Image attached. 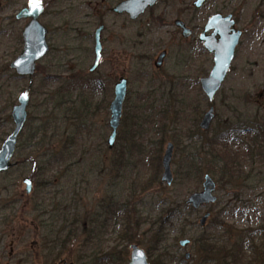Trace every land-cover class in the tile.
I'll return each mask as SVG.
<instances>
[{"label":"rangeland","instance_id":"obj_1","mask_svg":"<svg viewBox=\"0 0 264 264\" xmlns=\"http://www.w3.org/2000/svg\"><path fill=\"white\" fill-rule=\"evenodd\" d=\"M30 1L12 4L0 0V148L13 129L11 111L22 92H28L31 100L21 145L43 121L42 102L65 82L71 81L72 99L77 103L83 97L80 94L88 97L89 109L72 115L67 126L73 142L70 158L53 163L45 175H40L43 186L36 185L33 193H26L23 179L30 177L35 167L21 164L20 153L14 157L17 165L12 171L0 174V223L1 219L6 221L0 224V264H43L44 259L37 254L46 230L42 222L48 216L39 218L41 209L35 211L34 201L47 205L62 201L68 211L79 204L84 212H94L96 220L111 218L100 230L106 240L105 251L115 245H121L118 250L131 251V244L120 240L129 226L142 244L158 250L154 258L164 264H197L195 243L202 237L216 245L228 242L234 246L264 228V160L247 153L253 135L238 133L235 141L219 138L230 128L228 124L247 125L259 110L264 113V0H209L199 11L192 8L194 0H159L136 21L112 11L123 0H42L48 5L41 22L50 30L51 52L38 63L32 87L31 78H20L10 68L23 48L24 22L15 16ZM216 13L233 14L243 36L222 88L210 103L200 79L209 76L213 55L198 37L208 18ZM176 19L197 28L194 38L181 36ZM102 24L103 59L91 72L94 35ZM163 50L168 56L164 66L157 69L155 61ZM120 77L129 79V93L116 142L110 148L109 107ZM81 78L101 82L82 89ZM211 106L216 118L210 130L202 131L199 125ZM82 124L87 125L79 131ZM170 142L175 145L172 185L162 180V158ZM227 152L241 162L240 177L233 169L228 177L220 173L227 166L221 157ZM187 159L193 160L198 170L182 180L177 174ZM206 174L217 184L218 201L198 210L182 207L180 218L165 227L166 240L160 245L149 242L158 228L164 236L169 205L186 204L192 193L203 189ZM112 201L115 209L125 204L128 212L121 213L120 209L119 218H112L105 207ZM207 212L211 217L202 227L200 221ZM181 239L191 243L183 248ZM256 240L259 244L261 236ZM187 252L192 254L191 260L184 258ZM259 252L246 250L248 261L241 264H264V247ZM65 256H70L69 252Z\"/></svg>","mask_w":264,"mask_h":264},{"label":"trees","instance_id":"obj_2","mask_svg":"<svg viewBox=\"0 0 264 264\" xmlns=\"http://www.w3.org/2000/svg\"><path fill=\"white\" fill-rule=\"evenodd\" d=\"M84 80V79H83ZM81 78V82L79 83L80 88H85L87 86L94 87V85H98L101 81L99 79H89L85 80V82ZM71 82V81H70ZM70 82H65L67 84L63 85L55 94L49 95L44 102H42V106L44 107L41 114H43V121L32 130L30 136L25 140V142L19 144L17 153L21 155V164L26 167L34 166L35 170L30 172V178L34 179L35 186H39L43 184H39V177L41 174H46L51 168L53 163H62L63 161H68L70 158V151L72 146L70 140V134H68L67 126L70 124V119L75 112L78 111H87L89 101L88 97L84 96V94H80L81 99H79L78 103L77 100H73V93L70 89ZM84 82V83H82ZM68 85V86H67ZM83 117H87L89 119L91 115H80ZM75 120H78V117L75 116ZM72 120V119H71ZM87 124H82V126L78 127L79 131H82L86 127ZM239 125L241 130L236 128H228L226 132H223L219 135V138H222L224 141H230L231 139H236L239 135L238 133L242 134L246 132V129H250V133L253 135L251 139V143L248 147L247 153L249 156L254 158L255 156H260L261 153V133L264 132L263 127L254 121H250L248 127ZM91 128V127H90ZM62 142V143H59ZM257 146V147H255ZM256 150H253L255 149ZM258 150V152H256ZM223 162L227 165L224 167L223 172H220L222 175L226 176V172L228 174L231 173L232 169L235 172L236 169L234 165L236 164L235 159L237 156L230 155L229 152L223 154L222 156ZM216 159L215 157L213 160ZM212 160V161H213ZM17 165V164H16ZM68 166V165H67ZM65 166V167H67ZM64 167V168H65ZM32 168V167H31ZM63 168V167H62ZM13 169V168H12ZM198 170L197 164L191 160L187 159L180 165V171L177 174L178 178L184 180L191 176L194 172ZM238 170V168H237ZM12 170H9L10 172ZM200 171V170H199ZM66 172V171H65ZM233 172V173H234ZM64 172H60L62 174ZM57 178V176H53V178ZM52 184V183H51ZM42 188V187H40ZM44 188V187H43ZM6 189H9L8 186ZM82 200V199H81ZM35 205V211H39L41 209L40 214L43 218L44 216H48L47 220L42 222L43 226L46 227L42 238H41V247L44 253H46L43 257V264H51V260L53 259L56 261L63 253L67 251V247L72 243L78 249V260H81L82 253L85 255L86 252L88 253V257L91 258L88 261H91L92 264L100 263H113V264H127L125 250H120L119 252L117 249L113 251L101 253L98 256V249L100 248L99 240L102 236L100 230L102 227H105L104 224L99 223L98 220L94 218L93 221V233L91 234V238L86 244V242L81 240L82 234L79 233V227L77 226V221L81 220L85 212L81 209L79 204L75 205V208L71 211H68L67 207H63V205H67L65 202H54V204L47 205L45 202H33ZM114 201L111 202V205H106V210L109 209V213L111 216L115 214L117 210L113 207ZM187 205L183 202L180 203H172L169 205V208L166 210V214L164 216V236L163 231L158 228L155 230L152 235L149 237L150 241H152L155 245H160L163 241H165L166 232L165 227L170 224L173 220L179 219L180 214L182 213L181 208L186 207ZM121 213H127L125 204H121ZM39 209V210H38ZM129 210V209H128ZM72 211H76V213H71ZM69 214V215H68ZM55 220V223H52ZM73 221L71 224L70 221ZM127 220L129 216L127 215ZM128 225L129 224V221ZM126 230V229H125ZM124 230V231H125ZM41 236V235H40ZM259 244H257L256 238H260ZM120 239L123 241H127L130 244H141L140 237L136 235V230H130L129 226L126 232H123L120 236ZM202 239V241H201ZM199 240H196L198 254L202 255V260H205L208 264H210V257L213 254H216L218 260L221 263L219 264H241L244 260L248 261V258L245 255L246 250H250L253 253H260L259 251L264 247V228L261 230H255L246 240L240 242L239 244H213L211 239L202 237ZM58 243L60 245V250L56 253L55 258L51 256L50 250L51 245ZM88 247V248H87ZM158 250H151L149 251L150 256L152 257V264H161L160 259L158 257L154 258L157 255L155 252ZM83 260H85L83 256Z\"/></svg>","mask_w":264,"mask_h":264},{"label":"water","instance_id":"obj_3","mask_svg":"<svg viewBox=\"0 0 264 264\" xmlns=\"http://www.w3.org/2000/svg\"><path fill=\"white\" fill-rule=\"evenodd\" d=\"M159 0H124L120 2L113 12L116 14H128L131 20H137L142 16L147 9L154 7ZM207 0H196L194 6L201 8ZM39 8H33L31 3L29 9L23 10L18 16V19L32 18L31 22L25 27L23 31L24 36V50L20 56L12 63L11 67L16 69L17 73L22 76L34 77L36 73V65L49 52L50 48L47 41L48 30L39 22L40 15L44 12V6L39 2ZM175 26L182 32V37L189 39L193 36V30L187 24L178 19L175 21ZM104 26L101 25L95 31V60L91 68V72L96 71L99 67L103 56L102 32ZM209 32H211L209 34ZM242 31L236 28V21L233 15L223 16L222 14H215L211 16L199 37L200 42L204 47L214 55V66L209 76L201 78L200 83L203 92L210 102H213L217 93L221 89L232 62L235 58L236 48L240 43ZM167 57V52L164 51L157 59L156 66L158 68L163 66ZM128 79L121 77L115 84L114 99L110 104V121L109 125L112 129L110 136V146L113 145L123 118V107L128 96ZM30 105V94L24 92L18 100V104L14 106L12 111V118L14 122V129L6 138L0 148V174L10 170L14 166L13 158L17 151L18 139L21 132L24 130L28 121V107ZM215 118V108L211 107L205 114L200 123L202 130L208 131ZM174 154V144L169 143L164 156L163 168L164 173L162 180L168 185L173 183V175L171 164ZM26 185V193L30 195L34 189L33 179L27 177L24 179ZM216 183L210 174H206L203 182V190L195 192L189 196L186 203L191 205L193 209L197 210L203 206L213 204L217 201L215 196ZM211 213L207 212L201 218L200 225L204 227ZM188 240L181 242L182 246H186ZM190 254H187L189 257ZM129 264H151L147 253L138 245H133Z\"/></svg>","mask_w":264,"mask_h":264},{"label":"flooded vegetation","instance_id":"obj_4","mask_svg":"<svg viewBox=\"0 0 264 264\" xmlns=\"http://www.w3.org/2000/svg\"><path fill=\"white\" fill-rule=\"evenodd\" d=\"M17 1L18 0H10V3L12 2V4H15V3H17ZM39 2H41L42 4H43V6H44V12L40 15V17H39V22L43 25V26H45L46 28H47V30H48V35H47V41H48V45H49V48H50V50H49V52H48V54L51 52V45H50V43H49V38H48V36H49V33H50V30H49V28H48V26H46L45 24H43L42 22H41V18H42V16H44L45 15V12H46V6L48 7V5L46 4V6H45V4H44V2L42 1V0H38ZM124 1V0H123ZM196 0H194L193 1V10L194 11H199V10H201L202 8H203V6L209 1V0H207L205 3H204V5L201 7V8H196L195 6H194V2H195ZM32 2H34V0H31L28 4H26L24 7H22L21 9H20V11L16 14V16H15V18L17 19V20H19V21H21V22H24V25H23V28H22V39H23V48H22V52H23V50H24V46H25V43H24V36H23V31H24V29H25V27L31 22V20H32V18H22V19H18L17 18V16L23 11V10H25V9H29L30 8V5H31V3ZM122 2V1H121ZM159 2V1H158ZM119 4V3H118ZM117 4V5H118ZM116 5V6H117ZM115 6V7H116ZM114 7V8H115ZM114 8H112V11H113V9ZM150 9V8H149ZM115 13V12H114ZM124 14H126V13H124ZM216 14H220V13H216ZM119 15V14H118ZM122 15V14H121ZM128 15V14H127ZM213 15H215V14H213ZM213 15H211V16H213ZM223 15V14H222ZM227 15H230V14H227ZM227 15H223V16H227ZM231 15H233V14H231ZM129 16V15H128ZM210 16V17H211ZM141 17V16H140ZM139 17V18H140ZM209 17V18H210ZM130 18V17H129ZM208 18V19H209ZM233 19L235 20V18H234V15H233ZM131 20V19H130ZM138 20V19H137ZM176 20H178V19H176ZM175 20V21H176ZM182 20V19H181ZM132 21H136V20H132ZM184 21V20H183ZM208 21V20H207ZM236 21V20H235ZM185 22V21H184ZM186 23V22H185ZM174 24H175V22H174ZM187 24V23H186ZM207 24V23H206ZM103 26H104V30H105V25L104 24H102ZM101 26V25H100ZM99 26V27H100ZM187 26H188V24H187ZM206 26V25H205ZM205 26H204V28H205ZM98 27V28H99ZM176 27V26H175ZM189 28H191L190 26H188ZM97 28V29H98ZM177 28V27H176ZM204 28H203V30H204ZM236 28L237 29H239L238 27H237V23H236ZM177 29H179V28H177ZM192 29V28H191ZM104 30H103V32H104ZM180 30V29H179ZM193 30V36L191 37V38H194V36H195V30H197V28H193L192 29ZM203 30H202V32H203ZM239 30H241V29H239ZM242 31V30H241ZM103 32H102V35H103ZM180 32H181V30H180ZM202 32L199 34V37H200V35L202 34ZM211 32H209V34H210ZM181 36H182V32H181ZM242 36H243V31H242ZM242 36H241V38H242ZM199 37H198V40H199ZM191 38H189V39H191ZM185 39V38H184ZM189 39H186V40H189ZM94 42H95V35H94ZM199 42H200V40H199ZM202 45H203V47H204V44L202 43V42H200ZM102 45H103V42H102ZM204 49L208 52V53H210L205 47H204ZM164 51H166V50H163L162 52H164ZM21 52V53H22ZM103 52H104V48H103ZM161 52V53H162ZM167 52V51H166ZM20 53V54H21ZM160 53V54H161ZM20 54H19V56H20ZM47 54V55H48ZM160 54L158 55V57L160 56ZM210 54H212V53H210ZM46 55V56H47ZM213 55V54H212ZM18 56V57H19ZM45 56V57H46ZM167 56H168V52H167ZM17 57V58H18ZM44 57V58H45ZM148 58H151V56L149 55V56H147ZM16 58V59H17ZM43 58V59H44ZM167 58V57H166ZM15 59V60H16ZM43 59H41L40 61H42ZM102 59H103V56H102ZM102 59H101V61H102ZM158 59V58H157ZM15 60H13L12 62H11V64H10V68L11 69H13V71L15 72V74L18 76V77H20V78H27V76H22V75H19L18 73H17V71H16V69H14V68H12L11 67V65H12V63L15 61ZM166 60V59H165ZM39 61V62H40ZM213 61H214V55H213ZM39 62H37V65H36V71H37V66H38V63ZM156 62H157V60L155 61V66H156ZM164 63H165V61H164ZM164 63H163V66H164ZM100 64H101V62H100ZM100 66V65H99ZM162 66V67H163ZM162 67H160V68H158L157 66H156V68L157 69H161ZM91 70V69H90ZM36 74V73H35ZM28 78H31V81H30V87H32L33 86V78L34 77H28ZM121 78V77H120ZM119 78V79H120ZM204 78V77H203ZM128 79V78H127ZM128 82H129V79H128ZM116 84V83H115ZM128 88H129V83H128ZM222 88V87H221ZM114 89H115V86H114ZM220 91V90H219ZM22 93H24V92H22ZM21 93V94H22ZM128 93H129V91H128ZM21 94H20V96H21ZM205 94V93H204ZM19 96V97H20ZM19 97H18V100H19ZM18 100H17V104H18ZM30 100H31V96H30ZM210 102V101H209ZM211 103V102H210ZM17 104H15V105H17ZM14 105V106H15ZM14 106L12 107V111H13V108H14ZM211 107H213V106H211ZM210 107V108H211ZM12 111H11V116H10V118H11V120H12V124H13V129H14V122H13V118H12ZM215 118H216V112H215ZM215 118H214V120H215ZM251 119V121H254V122H258L262 127H263V125H264V113L262 112V110H259V112H257L253 117H251L250 118ZM214 122V121H213ZM213 124V123H212ZM246 124L247 125H244V123L242 122V123H240V125H243V126H246L245 128H247L248 127V121H246ZM229 125V127H232V128H236V129H238V130H241V128H239V124L238 125H233V124H228ZM110 126V125H109ZM212 126V125H211ZM199 127H200V125H199ZM111 128V127H110ZM13 129H12V131H13ZM25 129V128H24ZM201 129V128H200ZM210 129H211V127H210ZM263 129H264V127H263ZM202 130V129H201ZM11 131V132H12ZM24 131V130H23ZM22 131V132H23ZM202 131H205V130H202ZM10 132V133H11ZM22 132H21V134H20V136H19V139H18V146H17V151H18V147H19V140H20V138H21V136H22ZM119 132V131H118ZM250 133V129L249 128H247L246 129V132L245 133ZM9 133V134H10ZM9 134L7 135V137L9 136ZM117 136H118V134H117ZM6 137V138H7ZM6 140V139H5ZM4 140V141H5ZM109 140H110V138H109ZM234 141H235V139H234ZM115 142H116V139H115V141H114V143H113V145L112 146H110V143H109V141H108V144H109V147L110 148H112L113 146H114V144H115ZM4 143V142H3ZM170 143H172V142H170ZM169 144V143H168ZM168 144H167V146H168ZM261 144H264V132H262L261 133ZM261 147V153H260V156H259V158H261L262 160H264V145H261L260 146ZM254 150V149H253ZM17 151H16V153H17ZM174 151H175V145H174ZM16 155V154H15ZM174 155V154H173ZM164 156V155H163ZM15 157V156H14ZM13 160H14V158H13ZM162 160H163V158H162ZM14 162V161H13ZM235 162H236V164L234 165V168L236 169V171L234 172V174H237V176L238 177H240V175L242 174V168H241V162H239V160H238V158L237 159H235ZM163 164V163H162ZM14 166H16V162H14ZM13 166V167H14ZM12 167V168H13ZM11 168V169H12ZM237 168H238V170H237ZM10 169V170H11ZM9 171V170H8ZM8 171H6V172H4V173H7ZM4 173H1V174H4ZM230 175V173L228 172V174H226V177H228ZM231 175H233V173H231ZM163 177V176H162ZM23 181H24V179H23ZM33 181H34V179H33ZM215 181V180H214ZM216 183V182H215ZM34 187H35V181H34ZM216 189H217V184H216ZM203 190V189H202ZM33 191H34V189H33ZM196 192H198V191H196ZM33 193V192H32ZM195 193V192H194ZM215 193H216V190H215ZM214 193V194H215ZM193 194V193H192ZM215 196H216V194H215ZM217 197V196H216ZM187 201V200H186ZM217 201H218V197H217ZM216 201V202H217ZM215 202V203H216ZM13 203L16 205L17 204V201H13ZM186 203V202H185ZM215 203H213V204H215ZM186 205H188L187 203H186ZM189 206H191V205H189ZM117 208H119L118 210H117ZM116 208V210H117V212L115 211V214H113V216L114 217H118L119 218V212H120V207H117ZM191 208L193 209V207L191 206ZM195 210V209H194ZM198 210V209H197ZM87 212L85 211V214H86ZM108 213H109V211H108ZM110 214V213H109ZM113 216H112V218H113ZM96 216H95V213L94 212H91V213H87L86 214V217L84 218V220H79V221H77L76 223H77V226L79 227V233H81L82 234V237L80 238L82 241L84 240L85 242H86V244H88V242H89V240H90V236H91V234L90 233H93V221H94V218H95ZM4 218V217H3ZM109 219H111V218H102V217H100V218H98V221H99V223H101V224H104L105 225V227H107L108 226V222L110 221ZM70 221V220H69ZM5 218L4 219H1V225H4L5 224ZM71 222V224H73V221H70ZM139 236V235H138ZM140 237V236H139ZM120 240H122V239H120ZM184 240H188V239H181L180 240V242H179V244H180V246L181 247H183V248H186L187 246H189V244L191 243V241L190 240H188L189 242L187 243V245L186 246H182L181 245V242L182 241H184ZM140 241L142 242V240L140 239ZM127 242V241H126ZM149 242H150V238H149ZM99 243H100V248L98 249V256H100L101 254H103V253H106V252H110V251H113L114 249H117V251L119 252L120 250H118L119 249V247H121V245H115L114 247H112V249H110V250H104L105 249V246H106V240H105V237H103V236H101V238H100V240H99ZM130 244V243H129ZM196 244V243H195ZM133 245H138L140 248H142V245H146L147 246V249H144V248H142L146 253H147V255H148V257H149V259H150V263L152 264V257L150 256V254H149V251L151 250V247H148V245H147V243H145V244H131V251L129 252V250H128V248H124V249H122V250H125L126 252H127V254H126V259H127V264H129V260H130V256H131V252H132V247H133ZM42 245H41V241H40V252L37 254V258H41V259H43V257H44V255L46 254V253H44V251L42 250V247H41ZM197 246V245H196ZM88 248V247H87ZM51 249L52 250H50V253H51V256L53 257V256H55L56 255V253L60 250V245H58V243H55V244H52L51 245ZM103 251V253H101ZM67 252H69V254H70V256H65V254L67 253ZM89 253V252H88ZM88 253L86 252V254L88 255ZM79 253H78V249H77V247H75V245L72 243L71 245H69L68 247H67V251L65 252V253H63L62 254V256H60L56 261H54L53 259L51 260V264H88V260H90L91 258H89L87 255H85L84 253H82V259L81 260H78V257H79V255H78ZM187 254H190V256L189 257H187ZM83 256H84V258H85V260H83ZM53 258H55V257H53ZM185 260H191V258H192V254L190 253V252H187L186 254H185ZM211 258V259H210ZM208 260H210V264H219V263H221L220 262V260H218V257L216 256V254H213L212 255V257H210ZM200 259V260H199ZM185 260H183V262L182 263H184L185 262ZM196 260H197V264H208L207 262H205V260H202V255H199L198 254V250L196 251ZM161 262V261H160ZM97 264H103V263H100V262H98ZM109 264H113V263H109ZM161 264H164L163 263V261L161 262Z\"/></svg>","mask_w":264,"mask_h":264},{"label":"snow or ice","instance_id":"obj_5","mask_svg":"<svg viewBox=\"0 0 264 264\" xmlns=\"http://www.w3.org/2000/svg\"><path fill=\"white\" fill-rule=\"evenodd\" d=\"M39 3H38V0H34L33 4H32V7L33 8H39Z\"/></svg>","mask_w":264,"mask_h":264}]
</instances>
